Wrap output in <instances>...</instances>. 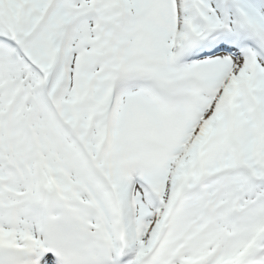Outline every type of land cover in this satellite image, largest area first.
Returning a JSON list of instances; mask_svg holds the SVG:
<instances>
[{
  "label": "snow or ice",
  "instance_id": "snow-or-ice-1",
  "mask_svg": "<svg viewBox=\"0 0 264 264\" xmlns=\"http://www.w3.org/2000/svg\"><path fill=\"white\" fill-rule=\"evenodd\" d=\"M0 264H264V0H0Z\"/></svg>",
  "mask_w": 264,
  "mask_h": 264
}]
</instances>
